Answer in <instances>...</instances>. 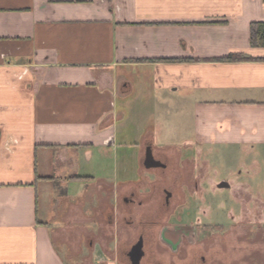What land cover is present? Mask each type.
Listing matches in <instances>:
<instances>
[{"label":"crops","instance_id":"crops-1","mask_svg":"<svg viewBox=\"0 0 264 264\" xmlns=\"http://www.w3.org/2000/svg\"><path fill=\"white\" fill-rule=\"evenodd\" d=\"M257 21L264 0H0V264H68L56 241L68 245L75 209L78 229L99 216L114 238L118 220L130 225L108 177L124 165L117 99L187 107L191 134L178 145L236 147L264 164ZM95 184L107 197L89 198ZM87 228L93 264H129L127 246Z\"/></svg>","mask_w":264,"mask_h":264},{"label":"rangeland","instance_id":"rangeland-1","mask_svg":"<svg viewBox=\"0 0 264 264\" xmlns=\"http://www.w3.org/2000/svg\"><path fill=\"white\" fill-rule=\"evenodd\" d=\"M127 103L121 99L116 101V109L125 113L122 116L119 111L114 114V118L120 116L115 125L117 143L121 147L127 146L125 149L120 147L118 152L119 157L124 153V165L118 162L109 173V181L120 182V186L116 184L115 197L118 211L125 212L127 209L120 201V192L124 189L120 177L123 167L129 176L125 195L134 191L137 199L146 204L151 185L156 184L158 194L154 209L135 207V216L130 218L134 220L133 224L126 225L118 220L114 225V238L108 236L111 228L99 216L82 223L83 229H78L74 219L76 209L73 210L70 221L65 219L67 229L61 236L68 245L64 248L58 239L56 241L67 263L93 264L91 251L85 245L87 233L91 231L87 227L90 226L93 227V239L100 244L115 240L120 246H126L124 239L132 238L140 231L137 216L146 211L157 217L162 196L160 189L166 186L175 192L176 199L169 211L163 210V221L159 226L164 232L159 229V234L163 233L172 244L169 246L160 237L156 241L158 232L146 227L148 255L143 264H264V164L254 165L250 152L236 147L200 146L197 150V146L188 142L178 145L191 134L190 109L187 107H155L141 100ZM144 138L155 142L154 152L168 164L165 172L143 167ZM166 143L169 146H164ZM224 180L229 182L230 188L218 187ZM178 181H182L179 187L175 185ZM89 192L93 201L107 197L96 184ZM57 217L53 214V222ZM176 245L178 252H174Z\"/></svg>","mask_w":264,"mask_h":264},{"label":"flooded vegetation","instance_id":"flooded-vegetation-1","mask_svg":"<svg viewBox=\"0 0 264 264\" xmlns=\"http://www.w3.org/2000/svg\"><path fill=\"white\" fill-rule=\"evenodd\" d=\"M150 148V150L152 151V155L154 157V159L156 161H159L161 163V165L157 166V167H152V168H148V169H153V170H158L161 172H165L168 169V164L158 155L154 152L152 146L150 143H147L144 147V153H143V159H142V165L144 167L143 161H144V157H145V153L146 150ZM181 180V179H179ZM175 182V181H174ZM182 181H178L177 183H175V185H177V187H179V185L181 184ZM160 189V188H159ZM160 193H161V198L158 202V211H157V217H152L151 213L148 214L146 211L142 212L139 216H137V223L140 227V231L133 236L132 238L130 236H127L126 239H124V242H127V250L125 251V256L128 259L129 264L133 263L134 255L132 253V249L134 248V246L136 244H138V242L140 241L142 244V256L140 258L139 264L147 257V251H146V239H145V228L147 227L149 231L152 232H158V234H156V241L159 240V237L162 241L166 242L169 246L170 244H172L170 241L166 240L165 236L163 233L159 232L161 231L162 228H160L159 225L162 224V213L163 210L169 211L173 200L176 199V194L175 192L166 186L161 187L160 189ZM157 186L156 184H152L151 185V189L149 191V195L147 197V200H149V202H147L146 204H143V202L141 200L137 199V196L135 194L134 191H129V193L123 197V200L125 202V207L129 213L130 218H132V216H135L134 213V208L135 207H150V209H152L155 204V201L157 199ZM160 205V206H159ZM161 207V208H160ZM154 209V208H153ZM148 211V210H147ZM156 213V211H155ZM129 224H133L134 220L129 219L127 221ZM160 229V231H159ZM161 232H164V230H162ZM154 235V234H153Z\"/></svg>","mask_w":264,"mask_h":264},{"label":"water","instance_id":"water-1","mask_svg":"<svg viewBox=\"0 0 264 264\" xmlns=\"http://www.w3.org/2000/svg\"><path fill=\"white\" fill-rule=\"evenodd\" d=\"M144 167L145 168H152V167H157L159 165H161V163L159 161H156L152 155V151L150 150V148H148L146 150L145 153V157H144V161H143ZM229 185L226 182H221L218 184L219 188H227ZM132 253L134 255V260L132 264H139L140 258L143 254L142 252V244L139 241L138 244H136L134 246V248L132 249Z\"/></svg>","mask_w":264,"mask_h":264},{"label":"trees","instance_id":"trees-1","mask_svg":"<svg viewBox=\"0 0 264 264\" xmlns=\"http://www.w3.org/2000/svg\"><path fill=\"white\" fill-rule=\"evenodd\" d=\"M250 44L252 46H260L264 47V22H252L250 23ZM228 60H244L247 57L239 55V56H230L227 58Z\"/></svg>","mask_w":264,"mask_h":264},{"label":"built area","instance_id":"built-area-1","mask_svg":"<svg viewBox=\"0 0 264 264\" xmlns=\"http://www.w3.org/2000/svg\"><path fill=\"white\" fill-rule=\"evenodd\" d=\"M24 72H26V70Z\"/></svg>","mask_w":264,"mask_h":264}]
</instances>
